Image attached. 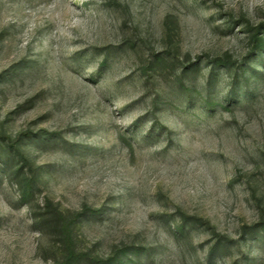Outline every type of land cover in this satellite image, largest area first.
Returning <instances> with one entry per match:
<instances>
[{
  "label": "rangeland",
  "instance_id": "obj_1",
  "mask_svg": "<svg viewBox=\"0 0 264 264\" xmlns=\"http://www.w3.org/2000/svg\"><path fill=\"white\" fill-rule=\"evenodd\" d=\"M84 206L80 264H264V0H0V264Z\"/></svg>",
  "mask_w": 264,
  "mask_h": 264
},
{
  "label": "trees",
  "instance_id": "obj_2",
  "mask_svg": "<svg viewBox=\"0 0 264 264\" xmlns=\"http://www.w3.org/2000/svg\"><path fill=\"white\" fill-rule=\"evenodd\" d=\"M30 186H27L26 190L29 191ZM97 210L90 209L87 206H84L82 210L71 218L64 217L61 213H58V217L60 220V232L62 235V241L65 247V256L61 262L58 264H80L82 261V255L76 251L75 243L73 239V224L76 222L78 218L87 214L96 213ZM120 263V262H118Z\"/></svg>",
  "mask_w": 264,
  "mask_h": 264
}]
</instances>
